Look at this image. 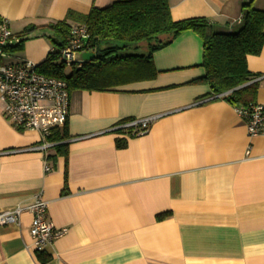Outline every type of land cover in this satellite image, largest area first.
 Segmentation results:
<instances>
[{"label":"crops","instance_id":"0c3cea01","mask_svg":"<svg viewBox=\"0 0 264 264\" xmlns=\"http://www.w3.org/2000/svg\"><path fill=\"white\" fill-rule=\"evenodd\" d=\"M114 1L0 0L14 34L43 27L4 61L40 64L53 47L44 26ZM245 1L169 0L173 20L206 17L224 31L240 22ZM253 4L264 10V0ZM85 52L92 50L79 51L80 61ZM153 63V78L70 93L68 160L48 161V172L40 134L15 127L0 101V210L41 194L49 219L67 228L37 251L24 212L18 224L0 225V264H264V134L250 136L236 106L196 82L206 74L196 32L155 51ZM247 63L264 104V45ZM148 116L158 117L144 135L111 131Z\"/></svg>","mask_w":264,"mask_h":264},{"label":"trees","instance_id":"16d2710c","mask_svg":"<svg viewBox=\"0 0 264 264\" xmlns=\"http://www.w3.org/2000/svg\"><path fill=\"white\" fill-rule=\"evenodd\" d=\"M241 14L237 26L224 31L218 30L206 17L173 20L169 0H116L104 8L93 7L87 14L70 10L65 19L44 26L58 51L50 52L37 65V70L66 80L70 93L75 90H115L120 85L153 78L157 73L154 52L169 45L182 32L192 30L203 40L202 64L206 70L205 76L196 82L208 84L212 94L220 95L219 98L236 107L246 106L256 102L259 87L256 76L248 69L247 58L262 51L264 10L256 8L253 0H249L242 4ZM69 20L88 28L90 36L85 49L92 50L95 55L90 60L71 62L72 69L67 72L68 63L62 60L59 50L66 46L71 28ZM39 28L43 27H26L19 34V42L5 47L4 51H22L29 34ZM144 48L145 53L137 52ZM2 63L0 58V65ZM70 138L67 123L53 129L47 137L53 145L45 157L54 167L59 157L68 160ZM116 145L124 148L126 140L118 138ZM67 192L66 173L62 193ZM168 214H159L157 218L163 219ZM42 253L38 255L47 262L50 256L42 257Z\"/></svg>","mask_w":264,"mask_h":264},{"label":"built area","instance_id":"2783aa9c","mask_svg":"<svg viewBox=\"0 0 264 264\" xmlns=\"http://www.w3.org/2000/svg\"><path fill=\"white\" fill-rule=\"evenodd\" d=\"M88 28L81 23H73L66 46L59 50L62 60L73 62L76 53L85 49L89 40ZM20 37L14 34L7 19L0 23V101L3 113L12 124L24 130H34L40 134V144L44 156L53 145L47 137L55 128H62L70 114V91L66 80L49 76L37 70V64L28 59L4 61L11 52L4 51L9 45H15ZM58 51L52 47L50 52ZM237 111L244 119L248 134H264V104L251 103L237 106ZM158 116L129 119L112 127L111 131L122 130L127 136H140L149 132L151 124ZM51 166L45 157V171ZM29 212L32 215L30 234L34 249L44 251L67 232L59 228L48 217V203L41 194L26 205H16L0 210V225L18 224L21 215Z\"/></svg>","mask_w":264,"mask_h":264},{"label":"rangeland","instance_id":"374dc122","mask_svg":"<svg viewBox=\"0 0 264 264\" xmlns=\"http://www.w3.org/2000/svg\"><path fill=\"white\" fill-rule=\"evenodd\" d=\"M133 50H131L130 52H132ZM137 52H139V53H145L146 52V50H145V48L144 49H139ZM80 53L78 52L77 54H76V58H75V60L74 61H80ZM72 69V66L70 65V64H68V66L66 67V71L67 72H70V70Z\"/></svg>","mask_w":264,"mask_h":264},{"label":"water","instance_id":"95a60500","mask_svg":"<svg viewBox=\"0 0 264 264\" xmlns=\"http://www.w3.org/2000/svg\"><path fill=\"white\" fill-rule=\"evenodd\" d=\"M95 53L93 52H85L83 53L82 55V60L85 61V60H90L94 57ZM240 88V87H239Z\"/></svg>","mask_w":264,"mask_h":264}]
</instances>
